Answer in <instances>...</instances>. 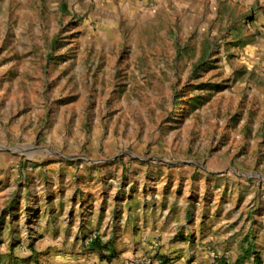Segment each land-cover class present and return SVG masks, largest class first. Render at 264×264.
Here are the masks:
<instances>
[{"label":"rangeland","instance_id":"obj_1","mask_svg":"<svg viewBox=\"0 0 264 264\" xmlns=\"http://www.w3.org/2000/svg\"><path fill=\"white\" fill-rule=\"evenodd\" d=\"M262 3L0 0V264H55L115 191L264 253Z\"/></svg>","mask_w":264,"mask_h":264},{"label":"crops","instance_id":"obj_2","mask_svg":"<svg viewBox=\"0 0 264 264\" xmlns=\"http://www.w3.org/2000/svg\"><path fill=\"white\" fill-rule=\"evenodd\" d=\"M113 194L115 199L116 191ZM126 198L119 202L109 199L103 207L97 204L85 220H81L86 216L84 211H73L75 219L68 228L54 232L59 240H75L76 248L64 251L59 246L52 250L55 264H123L136 256H142L148 264H225L210 256L223 255L227 248L234 256L231 264H253L254 253L264 263V253L255 247L250 233L225 241L236 232L227 221L203 223L188 214L174 216L170 207L143 200L145 196L142 200ZM92 239L97 248L91 245Z\"/></svg>","mask_w":264,"mask_h":264},{"label":"built area","instance_id":"obj_3","mask_svg":"<svg viewBox=\"0 0 264 264\" xmlns=\"http://www.w3.org/2000/svg\"><path fill=\"white\" fill-rule=\"evenodd\" d=\"M124 264H148V263H147V260L145 258L140 257V256H136Z\"/></svg>","mask_w":264,"mask_h":264},{"label":"trees","instance_id":"obj_4","mask_svg":"<svg viewBox=\"0 0 264 264\" xmlns=\"http://www.w3.org/2000/svg\"><path fill=\"white\" fill-rule=\"evenodd\" d=\"M91 245L93 247H96V248L98 247L96 240H94V239L91 240ZM246 253H247L246 256H248V252H246ZM246 256H244V258H246ZM253 264H264V263H262L260 257L256 253H254Z\"/></svg>","mask_w":264,"mask_h":264}]
</instances>
